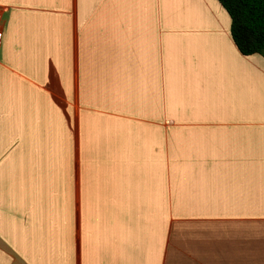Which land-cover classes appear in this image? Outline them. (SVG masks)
<instances>
[{"label": "crops", "instance_id": "1", "mask_svg": "<svg viewBox=\"0 0 264 264\" xmlns=\"http://www.w3.org/2000/svg\"><path fill=\"white\" fill-rule=\"evenodd\" d=\"M0 264H264V56L217 0H0Z\"/></svg>", "mask_w": 264, "mask_h": 264}, {"label": "trees", "instance_id": "2", "mask_svg": "<svg viewBox=\"0 0 264 264\" xmlns=\"http://www.w3.org/2000/svg\"><path fill=\"white\" fill-rule=\"evenodd\" d=\"M231 19V36L244 56H264V0H217Z\"/></svg>", "mask_w": 264, "mask_h": 264}]
</instances>
